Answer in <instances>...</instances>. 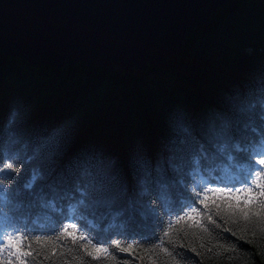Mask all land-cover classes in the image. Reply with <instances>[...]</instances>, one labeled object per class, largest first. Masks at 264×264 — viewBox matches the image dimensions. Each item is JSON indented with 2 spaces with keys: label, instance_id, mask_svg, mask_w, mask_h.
I'll list each match as a JSON object with an SVG mask.
<instances>
[{
  "label": "trees",
  "instance_id": "trees-1",
  "mask_svg": "<svg viewBox=\"0 0 264 264\" xmlns=\"http://www.w3.org/2000/svg\"><path fill=\"white\" fill-rule=\"evenodd\" d=\"M210 122L224 126V148L205 154L195 167L179 153L176 170L169 149L184 137L181 124L199 131ZM54 130L60 132L56 139ZM262 137L264 0H229L191 31L178 53L143 68L53 66L0 52V157L22 161L18 173H0V239L13 229L51 235L75 208L98 239L126 245L132 237H152L143 264H264V232L243 219L213 212L220 227L206 217L199 228L182 220L168 237L158 227L161 218L167 222L191 204L188 189L244 179ZM142 157L159 161L163 178L136 195ZM34 170L41 179L25 187ZM121 182L126 193L91 195L118 190ZM83 189L89 195L81 204ZM226 228L243 237L239 245ZM157 236L168 252L151 248ZM110 247L121 264H141ZM61 251L41 257L42 264H80L79 258L116 264L111 257L96 261L78 250Z\"/></svg>",
  "mask_w": 264,
  "mask_h": 264
},
{
  "label": "water",
  "instance_id": "water-1",
  "mask_svg": "<svg viewBox=\"0 0 264 264\" xmlns=\"http://www.w3.org/2000/svg\"><path fill=\"white\" fill-rule=\"evenodd\" d=\"M229 0H0V52L125 71L178 53Z\"/></svg>",
  "mask_w": 264,
  "mask_h": 264
},
{
  "label": "snow or ice",
  "instance_id": "snow-or-ice-1",
  "mask_svg": "<svg viewBox=\"0 0 264 264\" xmlns=\"http://www.w3.org/2000/svg\"><path fill=\"white\" fill-rule=\"evenodd\" d=\"M181 130L184 133L183 139L179 142H173L169 149L172 152L169 164L176 170H179V165L175 161L182 158L179 153L187 154L193 167H195L205 154L224 148V145L219 142V138L225 130L223 125L217 126L215 122H210L199 131H195L190 127L185 128L181 124ZM59 136V130H54L53 139ZM251 161L252 163L244 179L227 184L223 181H210L207 185L197 186L198 191L195 188L188 189L191 204L187 206V209H179L177 214L167 222L162 218L158 221V227L164 229L163 236L168 237L173 223L182 220L190 222V227L199 228L204 226L203 221L206 217L207 221L220 227L217 219L213 216V212L216 217L230 216L243 219L247 224L258 226L264 232V137L254 148ZM21 163L22 161L12 155H9L6 159L0 157V173L8 176H11L12 173H18ZM162 178L163 173L159 161L142 157L135 169L134 194L144 195L148 193L151 191V185L160 184ZM40 179V173L34 170L30 181L25 184V187L32 188ZM127 191V185L121 182L118 190L107 188L93 192L91 195L102 197L106 194L126 193ZM88 195V190L83 189L80 192L79 203L84 204ZM76 213L77 210L73 208L72 214L65 215L57 227L51 230V235H33L20 229L6 230L2 239H0V264H42L40 258L49 259L50 255L57 254V249L62 250L61 255L64 252L73 253L78 250L92 260L99 261L111 257L116 264H121L117 257L112 254L110 246H114L121 252L130 253L143 264L142 253L151 250L146 245L150 244L152 237H132V242L126 245H122L120 241H104L92 235L87 225L78 218ZM165 223L167 225L166 229ZM224 230L231 234L228 237L229 239L236 237L235 243L239 245V241L243 237L237 236L232 228ZM156 239L159 243L152 244L151 248L160 247L164 252H168V248L163 247V239L160 236H157ZM69 243L72 247L68 246ZM244 243H252V240H244ZM181 247H183L182 244ZM192 251H195V249H192ZM79 261L80 264H86L83 258H79ZM123 264H127V262L125 261Z\"/></svg>",
  "mask_w": 264,
  "mask_h": 264
}]
</instances>
